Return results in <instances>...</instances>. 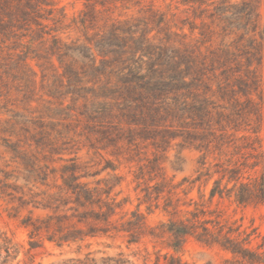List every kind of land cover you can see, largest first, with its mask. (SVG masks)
<instances>
[{
	"label": "trees",
	"instance_id": "trees-1",
	"mask_svg": "<svg viewBox=\"0 0 264 264\" xmlns=\"http://www.w3.org/2000/svg\"><path fill=\"white\" fill-rule=\"evenodd\" d=\"M55 2L0 0V47L9 39H21L25 34L20 35L18 30L41 25L42 9ZM263 9L261 0L217 7L211 14L222 26L216 49L207 46L205 39L214 29L202 31V38L195 42L184 41L174 47L155 43L147 24L112 23L107 31L97 33L92 44L68 47L69 51L78 49L76 60L83 62V70L68 64L67 93L72 94V107H64L63 101L60 105L70 111L76 107L77 115L86 118L107 145L117 149L123 146L119 145L121 140L130 147L141 137L166 150L172 139L182 137L178 144L199 152L197 174L190 180L192 187L213 181L210 202L219 197L240 205L264 204ZM86 14L93 16V9ZM231 35L234 37L229 40ZM54 40L57 42L58 37ZM115 118L119 119L116 123L112 120ZM251 120L255 125L248 127ZM175 123L183 127L179 129L182 132L176 133ZM149 161L150 167L161 169L157 153ZM116 167L111 165L114 170ZM83 171L84 166L73 161L63 166L62 182L54 184L56 191L31 192L29 200L20 196L22 207L33 205L23 222L29 229L31 247L36 242L33 238L43 235L58 247L88 238L117 236L126 237L132 244L149 236L171 250L165 254L166 264H187L179 253L191 236L206 246L230 252L238 264L264 261V252L250 246V236L242 237L235 228L226 229L219 220L205 217L212 212L205 208L191 210L192 217L186 219L172 217L147 232L143 212L125 209L128 198L118 199V193L113 192L117 183L88 180L96 172ZM46 179L42 183L53 187ZM166 183H170L168 179L160 181L159 186ZM7 191L0 188V195H9ZM174 194L168 190L164 205L172 216L180 212V198L174 199ZM40 195L41 199L34 198ZM150 199L148 191L144 201ZM191 201L198 205L194 198ZM36 209L47 213L34 217ZM92 254L58 264H129L122 253L99 258ZM7 263V258L0 262Z\"/></svg>",
	"mask_w": 264,
	"mask_h": 264
},
{
	"label": "rangeland",
	"instance_id": "rangeland-1",
	"mask_svg": "<svg viewBox=\"0 0 264 264\" xmlns=\"http://www.w3.org/2000/svg\"><path fill=\"white\" fill-rule=\"evenodd\" d=\"M242 1L56 0L55 4L42 9L41 25L18 30L20 35L25 34L21 39L12 38L1 44L0 188H6L9 195H0V262L7 258V264H58L92 252L98 258L122 253L129 264H166L165 254L171 250L149 236L132 244L126 237L117 236L88 238L58 247L43 235L35 236V246L31 247L29 229L23 222L33 205L22 207L19 198L24 196L29 200L31 192L45 189L56 191L54 184L62 182L63 166L73 161L84 166L83 172H96L88 180L108 179L117 183L113 192L118 193V199L128 198L125 209L138 208L143 212L147 232L172 217L186 219L192 217L191 210L205 208L212 211L205 217L219 220L226 229L235 228L242 237L250 236V246L264 252V204L240 205L219 197L210 202L209 189L213 181L207 185L198 182L192 187L190 180L197 174L199 152L178 144L182 137L172 139L166 150L154 146L151 139L141 137L130 147L126 140H121L119 145L123 146L117 149L107 145L86 118L77 115L76 107L70 111L60 105L63 101L64 107H72V94L67 93L68 64L74 63L83 70V62L76 60L78 49L69 51L68 47L92 44L97 33L107 31L112 23L130 21L147 24L155 43L174 47L184 41L195 42L202 38V31L214 29L205 39L207 46L216 49L222 26L211 14L219 6ZM90 9L94 11L93 16L86 14ZM54 37H58L57 42ZM254 96L257 98L256 94ZM112 120L116 123L119 119ZM122 122L127 124L125 120ZM254 122L251 120L247 126L255 125ZM174 125L176 133L182 132L180 124ZM261 136L264 137V127ZM156 153L162 166L160 170L150 167L149 160ZM111 165L117 166L116 169ZM44 178L53 187L43 184ZM164 179L170 183L159 186ZM170 189L176 192L174 199L180 198V212L174 216L164 209ZM185 190L190 191L185 193ZM148 191L151 199L144 201ZM34 198L41 199V195ZM46 213V210L36 209L34 217ZM179 255L187 264H238L230 252L219 246H206L191 236Z\"/></svg>",
	"mask_w": 264,
	"mask_h": 264
}]
</instances>
